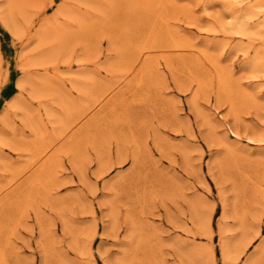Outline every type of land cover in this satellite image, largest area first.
<instances>
[{
	"label": "rangeland",
	"instance_id": "374dc122",
	"mask_svg": "<svg viewBox=\"0 0 264 264\" xmlns=\"http://www.w3.org/2000/svg\"><path fill=\"white\" fill-rule=\"evenodd\" d=\"M231 1L0 0V264H223L234 238L264 264V34Z\"/></svg>",
	"mask_w": 264,
	"mask_h": 264
},
{
	"label": "bare ground",
	"instance_id": "6f19581e",
	"mask_svg": "<svg viewBox=\"0 0 264 264\" xmlns=\"http://www.w3.org/2000/svg\"><path fill=\"white\" fill-rule=\"evenodd\" d=\"M106 1V0H105ZM230 1V0H229ZM233 4L235 5H238L240 10H239V13L237 12H234V33L240 37H247V38H250V37H253L255 35H261L264 34V0H232L231 1ZM104 3V2H103ZM231 4V3H230ZM105 5V4H104ZM103 5V6H104ZM98 6V5H97ZM102 6V7H103ZM7 7V6H6ZM4 7L6 10L8 8ZM3 8V11H6L4 10ZM61 8V7H60ZM59 8V9H60ZM104 8V7H103ZM1 9V7H0ZM74 10V9H73ZM10 11V10H9ZM4 12L7 13L5 14L6 16H3V20H4V24H5V27H7V29H9L13 35L15 36H19L20 32H19V29L17 27V24L14 22V17L12 18V16L9 17L8 15V12ZM21 11V10H20ZM59 11H62V9H60ZM1 12V11H0ZM65 13V11H63ZM67 12V11H66ZM11 14V12H9ZM61 13V12H60ZM106 14V13H105ZM0 15L2 16V14L0 13ZM13 15V14H12ZM190 17V16H189ZM86 18V17H85ZM261 18V19H260ZM260 19V20H259ZM2 20V18L0 19ZM2 20V21H3ZM50 20V19H49ZM254 20H258L257 23L255 24H251L252 21ZM17 21V20H16ZM57 21V20H56ZM77 21V20H76ZM73 22V21H72ZM60 23V22H59ZM80 24V23H79ZM78 24V25H79ZM71 26V25H70ZM48 28V27H47ZM46 28V29H47ZM56 28H58L59 30L57 31H60V30H63L62 28H59L56 26ZM55 28V30H56ZM77 28V27H76ZM54 29V28H53ZM52 29V30H53ZM232 29V28H231ZM50 30V29H49ZM50 32V31H49ZM53 32V31H52ZM44 33H48L45 31V27L42 26L40 30H38V32H36V35H37V40H41L43 41V37H44ZM35 35V36H36ZM52 35H56V33L54 34H51ZM58 35V34H57ZM46 36V35H45ZM57 37V40H58V36H55ZM61 37V36H60ZM47 39V37H45ZM51 38V37H50ZM52 39L54 41V37L52 36ZM50 39V40H52ZM49 39H47L48 41ZM40 41V42H41ZM36 42V41H35ZM37 43V42H36ZM58 43V42H56ZM42 44V42L40 43V45ZM44 44V43H43ZM37 46H39L38 44H36ZM57 46V45H56ZM174 47H177V45H174ZM262 54V53H261ZM147 56V53L146 52H140L139 55L137 56V59H136V65L132 67V71H134L136 69V67H138V65L142 62L143 58ZM37 59V58H36ZM27 62V61H26ZM30 63V62H29ZM122 63V62H121ZM28 66V65H27ZM251 69V72L253 74H256L257 73H264V56L260 55V54H255L254 58H253V61L250 63V67ZM197 69V68H196ZM122 72V71H121ZM260 73V74H262ZM85 75V74H83ZM221 75V74H220ZM94 77V76H93ZM221 77V76H220ZM40 79V78H39ZM46 80V79H45ZM92 81V80H91ZM126 82V81H125ZM92 83V82H91ZM35 85V84H34ZM37 85V83H36ZM108 85V84H107ZM191 85V84H190ZM37 87V86H36ZM43 87V86H41ZM45 88V87H44ZM43 88V89H44ZM39 90H42V89H39ZM45 90V89H44ZM38 90H36L37 92ZM33 92V91H32ZM245 92V91H244ZM40 94V93H39ZM34 96V94H32ZM38 96V95H37ZM35 97V96H34ZM60 98V97H59ZM84 100V99H83ZM218 100V99H217ZM196 104V102H194ZM195 106V105H194ZM23 107V106H22ZM26 107V106H25ZM196 109V108H195ZM166 110V109H165ZM62 111V110H60ZM54 112V111H53ZM203 114V113H202ZM233 115V114H232ZM60 115H58L59 117ZM203 116V115H202ZM39 117V116H38ZM55 118V117H54ZM206 118V116H205ZM204 118V119H205ZM207 119V118H206ZM205 119V120H206ZM208 120V119H207ZM208 122V121H207ZM32 123V122H31ZM34 123V122H33ZM209 123V122H208ZM226 124V123H225ZM30 125V124H29ZM31 126V125H30ZM207 126V125H206ZM228 130L230 129V133L231 135L236 139V140H239L241 139V136L237 133V132H234L230 126L228 125ZM214 130V129H213ZM264 137V136H262ZM247 138V137H245ZM252 138H247L246 140L248 142H253L251 140ZM258 139V138H257ZM227 143V142H225ZM255 143V142H254ZM257 143H261V144H264V139H260L258 140ZM55 146V145H54ZM46 153V152H45ZM45 156V155H44ZM24 172V171H23ZM26 172V171H25ZM83 175V174H82ZM84 177V176H83ZM5 185V184H4ZM222 194V193H221ZM156 195V194H155ZM223 198V197H222ZM225 199V198H224ZM226 201V200H225ZM197 202V201H196ZM200 202V201H198ZM225 203V202H224ZM200 204V203H198ZM223 204V202H222ZM193 205V204H192ZM229 205V204H227ZM194 206V205H193ZM192 206V211H194L193 215L195 218H197V213H196V208H194ZM197 206V205H196ZM226 206V205H225ZM210 207V206H209ZM202 208V207H200ZM199 208V209H200ZM224 208V207H223ZM194 209V210H193ZM228 209V208H227ZM201 210V209H200ZM223 210V209H222ZM203 212V211H202ZM227 212V211H226ZM196 213V214H195ZM206 213V212H205ZM225 213V212H224ZM201 217H202V214H200ZM226 216V215H225ZM19 217V216H18ZM193 217V218H194ZM199 217V218H201ZM199 220V219H198ZM197 220V221H198ZM203 220L200 223L201 227L202 228V231L203 232V235H207L209 238H212V222H211V215L208 214L204 219H201ZM139 222V221H138ZM113 224V223H112ZM222 224V223H221ZM114 227V226H113ZM222 227H223V224H222ZM111 228H112V225H111ZM199 228V229H200ZM221 228V226H220ZM244 228V227H243ZM258 228V227H257ZM111 230V229H110ZM134 230V229H132ZM223 230V228L221 229V231ZM226 230V229H224ZM238 230V229H237ZM246 230V229H245ZM13 231V230H12ZM228 231V230H227ZM227 231L225 233H227ZM241 231V230H240ZM257 231V230H256ZM223 232V231H222ZM95 233V232H94ZM132 233V232H131ZM225 233H222V234H225ZM259 232H257L255 235H257ZM92 234V233H91ZM155 234V233H154ZM240 234V233H239ZM254 235V236H255ZM206 236V237H207ZM157 237V236H156ZM244 237V236H243ZM227 239V237H225ZM224 238V239H225ZM240 238V236L238 237ZM248 238V237H247ZM138 240V239H137ZM223 240V239H222ZM238 240V239H237ZM237 240L236 238L232 239V240H228V241H224L222 244H221V247H220V254H221V259H222V263L223 264H234L236 261L239 260L240 256L243 255L246 251V249L248 248L249 244H250V241H246L244 243H241V247L238 246L237 247ZM241 241V240H240ZM243 242V241H242ZM262 244V243H261ZM181 247V246H180ZM260 247V246H259ZM183 249V248H182ZM181 249V250H182ZM203 250V249H202ZM254 251V250H253ZM262 251V250H261ZM260 251V252H261ZM185 252V251H184ZM259 252V253H260ZM258 253V252H257ZM191 254V253H190ZM192 254H197V252L195 253L193 251ZM192 254L190 256H192ZM206 254V253H205ZM189 255V254H188ZM253 255L255 256V254L253 253ZM2 254L0 253V258H1ZM213 256V254H212ZM251 256V255H250ZM257 256V255H256ZM249 257V256H248ZM188 258V257H187ZM212 258V257H211ZM190 259H194L192 262L196 261L197 258L195 259L194 257L192 258H189ZM255 258H253L252 256L250 258H248L247 261H244L246 262V264H254L253 262L256 260H254ZM159 261V260H158ZM198 261V260H197ZM196 261V262H197ZM126 263V262H125ZM211 264H215L214 260L212 261Z\"/></svg>",
	"mask_w": 264,
	"mask_h": 264
}]
</instances>
